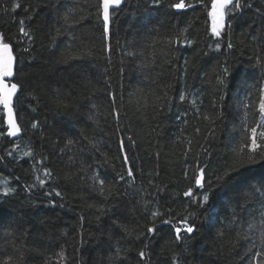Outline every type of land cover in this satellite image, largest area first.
I'll list each match as a JSON object with an SVG mask.
<instances>
[{"label":"trees","instance_id":"16d2710c","mask_svg":"<svg viewBox=\"0 0 264 264\" xmlns=\"http://www.w3.org/2000/svg\"><path fill=\"white\" fill-rule=\"evenodd\" d=\"M177 2L125 0L112 11L110 32L102 34L98 0H0V33L20 62L18 79L24 85L16 103L21 138L8 137L5 123L0 127V264H141L138 252L145 243L143 264H264V162H246L221 179L233 149L249 134L245 129L264 123L258 110L264 11H257L264 5L252 0V8L228 16L231 27L217 40L211 35V0H186L197 7L182 11L171 7ZM20 20L31 38L20 33ZM177 39L179 44H168ZM79 48L91 53L59 62ZM138 89L166 91L167 97L158 109L141 111L129 102ZM184 94L188 99L181 102ZM58 100L69 106L58 107ZM116 107L118 120L111 115ZM205 112L214 124L202 118ZM0 119L5 120L2 109ZM127 136L135 141L127 147L135 181L118 158L119 139L127 143ZM27 151L34 158L25 156ZM81 162L86 172L79 170ZM197 164L207 165L210 191L200 207L183 195L194 187ZM45 168L54 174L49 184L30 190ZM95 173L113 186L107 200L92 187ZM7 188L14 192L4 196ZM53 189L63 199L46 195ZM141 196L151 202L148 211L137 203ZM92 204H102L103 212ZM157 210L173 224L192 212L195 239L176 243L170 226L159 225L158 235L136 240L115 223L144 233L149 212ZM61 248L66 261L56 255Z\"/></svg>","mask_w":264,"mask_h":264},{"label":"snow or ice","instance_id":"6c2138e0","mask_svg":"<svg viewBox=\"0 0 264 264\" xmlns=\"http://www.w3.org/2000/svg\"><path fill=\"white\" fill-rule=\"evenodd\" d=\"M261 5H264V0H259ZM124 3V0H98L97 4V15L98 18L101 21L102 26V34H108L110 32V26L112 23V11L116 8H119ZM199 4H203V0H198ZM20 4L17 2L15 4V8H19ZM171 7L179 10L184 9H195L197 7L196 4L186 2V0H179V2L171 5ZM253 3L252 0H211V7L209 11V16L212 21L211 25V35L217 40H222L227 35L225 33V28L231 27V21L227 19L228 16H231L232 18H235V16L238 13H241L245 8H252ZM258 12L264 11L262 8H257ZM69 15L65 14L64 20L66 23L69 22ZM20 27L19 31L24 37L31 38V32L24 26V20L19 21ZM73 26V25H69ZM185 33H187V27L181 30L180 35L184 36ZM173 43L179 44L180 40H169L168 44L171 46ZM190 44L191 41H188ZM226 47L228 49H231L234 47L233 43L229 40V42L226 44ZM221 48V44L217 42L215 44V51H219ZM24 51H30L29 48H25ZM0 106H2V109L4 110L5 119H6V134L8 137H18L22 133V129L20 124L18 123V116H17V110H16V103L19 102L20 96L24 94V85L19 82L18 74L23 71L21 67H19L20 62L17 61V58L13 55L12 51V45L8 42H6L5 36L0 33ZM91 53V49H70L67 53L63 54L61 57V60L59 62L62 63H69L72 60L80 59L83 57V55H87ZM187 64V61H185ZM264 63V62H262ZM225 72H228V69H224ZM220 83H223V81H220ZM259 92L261 93L259 100H258V110L259 112L264 115V87L259 89ZM167 97L166 91L156 92L153 91L150 94H146L143 89H138L137 91L131 93L129 95V102L135 103L139 110L141 111H147L148 109H158L160 107V101ZM35 99L36 97L33 96ZM188 99L187 94L180 95L179 100L181 102ZM151 101V103L149 102ZM191 103L195 106L196 101L192 100ZM112 104L116 105L117 101L115 98V95H113ZM58 107H64L67 108L69 105L68 103H65L63 100L57 101ZM95 107V105H93ZM197 113L200 112L199 109H196ZM111 115L114 116L117 120L120 116V110L119 107H116L115 110L111 113ZM186 115V114H185ZM94 120V122L99 126V121L95 120V117H90ZM204 120L209 121V123L214 124L215 118L205 112L202 116ZM187 123V121H184ZM5 123L4 119H0V127H2ZM33 129L38 128V122L33 123L31 125ZM200 129L197 128L196 132L199 133ZM246 132L249 134L245 137H243L238 147L234 148L233 151L235 152V156L232 159L231 164H226L225 171L223 172L221 179H226L228 176L231 175L232 171H238L240 167L245 166V163L251 165V164H257L264 162V123H258L256 126L251 127L250 129H245ZM3 133H0L2 135ZM211 135V132L209 133ZM15 142V141H13ZM74 141L69 140V144H73ZM135 143L133 136H127V143L124 139H119V148L122 153L119 159H122L124 165H125V172L127 177H131L133 181H135L136 178V169L135 166L131 163L128 155H127V147L128 144ZM19 146V145H17ZM95 146V145H94ZM245 149H247V153H245ZM205 153H207V149H202ZM188 151H191V148H188ZM8 156H13L12 151L7 152ZM25 156L34 158V153L32 151H27L24 153ZM105 158L107 159V154L104 153ZM0 159H3V157H0ZM39 163H43V160L39 161ZM90 167V166H89ZM33 168H35V165H33ZM206 168L207 165L200 166L197 164V171L193 175V181H194V187H190L187 189L183 195L190 197L192 199V202H194L197 207L202 206L203 204H207L209 201V195L210 191L207 190V174H206ZM80 171H87V169L84 167L83 162H81V168ZM54 174L50 169H43V178L36 177V182L33 185L29 186V189L32 188H43L46 185L49 184V178L52 177ZM185 176L187 177V173H185ZM90 179L92 180V187L94 190L98 191L99 195L104 197L105 200L108 199V196L112 195L113 186L107 185L105 179L101 178L99 173L93 174ZM121 181H125V176L120 177ZM131 187V185H129ZM153 187H155L153 185ZM199 191V195L196 194V192ZM14 192V189L7 188L3 195L8 196ZM53 193L55 196L60 197L63 199L62 194L59 191H55L54 189L52 191H47L46 195L52 196ZM157 193H159V190H157ZM261 195H264V193H261ZM156 198L153 197V200ZM53 206H55V201H50ZM137 203L140 205V207L144 211H148V204L151 203L150 201H147L144 199L143 196L137 201ZM89 207H96L98 212H103V205H89ZM81 220H83V217H81ZM115 223L121 227L124 231L128 233L129 236H134L136 240H147L151 237H154L159 234L160 228L159 225H169L170 228L173 231V238L176 243H184L187 240L195 239V236L193 233H196L197 228L194 223V216L192 212H187V214L182 218L178 219L175 224H173V219L168 218L164 215L163 212L160 211H151L149 212V224L150 226L147 227L146 232L144 233H136L135 229H130L126 224L123 222L117 220ZM66 234V233H65ZM223 235V233H221ZM238 236H241L240 233H237ZM242 238L247 239V234H244ZM261 243L264 244V232H261ZM148 245L147 243L144 244L143 248L138 252V257L140 259L141 264L147 259L146 251ZM248 251H251L249 249ZM122 254V250L117 248V255L118 257ZM247 254V253H246ZM59 256L62 260L66 261L65 256V249L61 248V250L56 254ZM256 255V254H254ZM51 259V258H50ZM8 264V262H6ZM59 264V261L57 262ZM175 264H178V260L175 262ZM252 264V262H250ZM255 264H258V262H255Z\"/></svg>","mask_w":264,"mask_h":264},{"label":"water","instance_id":"95a60500","mask_svg":"<svg viewBox=\"0 0 264 264\" xmlns=\"http://www.w3.org/2000/svg\"><path fill=\"white\" fill-rule=\"evenodd\" d=\"M124 3H125V0H124ZM124 3L120 6V7H122L123 5H124ZM119 7V8H120ZM116 9H118V8H116ZM115 10V9H114ZM179 10V9H178ZM179 11H182V10H179ZM12 51H13V47H12ZM0 55H2V53H0ZM13 55L15 56V53H14V51H13ZM16 57V56H15ZM0 109H2V106H0ZM3 110V109H2ZM3 113H4V110H3ZM4 116H5V114H4ZM5 125H6V119H5ZM6 127H7V125H6ZM21 136H22V133H21V135L20 136H18V137H15V138H13V137H11L12 139H14V140H16V139H19V138H21Z\"/></svg>","mask_w":264,"mask_h":264},{"label":"rangeland","instance_id":"374dc122","mask_svg":"<svg viewBox=\"0 0 264 264\" xmlns=\"http://www.w3.org/2000/svg\"><path fill=\"white\" fill-rule=\"evenodd\" d=\"M262 120H264V115H262ZM2 184L4 186V185H6V182L4 181V183H2ZM4 188H6V187H4Z\"/></svg>","mask_w":264,"mask_h":264}]
</instances>
